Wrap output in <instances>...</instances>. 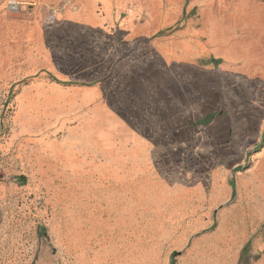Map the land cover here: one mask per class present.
Returning <instances> with one entry per match:
<instances>
[{"label":"rangeland","instance_id":"rangeland-1","mask_svg":"<svg viewBox=\"0 0 264 264\" xmlns=\"http://www.w3.org/2000/svg\"><path fill=\"white\" fill-rule=\"evenodd\" d=\"M71 1L0 0V264H164L127 239L160 226L162 201L123 199L136 165L214 219L237 204L239 264H264V0H138L160 26L133 44L59 26ZM170 237L166 264L213 263Z\"/></svg>","mask_w":264,"mask_h":264},{"label":"crops","instance_id":"crops-1","mask_svg":"<svg viewBox=\"0 0 264 264\" xmlns=\"http://www.w3.org/2000/svg\"><path fill=\"white\" fill-rule=\"evenodd\" d=\"M156 2L158 3V0ZM157 6L159 8V5ZM143 16L144 22L139 21ZM56 23L59 26H73L87 31H101L105 35H111L112 29L116 26L127 44L136 43L154 34L160 26L152 24L149 11L139 6L138 0H73L61 8ZM174 46L158 41L151 45V48L163 60L190 63L189 58L183 54L168 57L166 51L174 50ZM213 61L211 59L209 63L214 64ZM121 180L130 182L129 190L124 193L123 199L135 200L136 211L141 210L137 204L145 200V196L153 197L157 206H160L162 201L161 207L151 208L154 221L160 222V226L154 225L155 231L157 229L162 231L160 236L155 237L153 231L152 236L136 232L127 237L130 242L134 241L137 255L142 256L153 251L158 254L164 253V264L168 263L170 251L164 247L169 238L172 240L171 234H174L177 236L174 249L181 250V253H194L200 247L204 254L212 255L211 264H239L243 246L248 242V235L247 231L239 236L234 235L235 224L241 223L233 214L237 210V204L219 212V216L214 219L213 205L217 203L209 202V194L206 195L200 188L189 191L186 188L177 191L165 187L147 189L146 186L150 184L148 180L153 182L155 180L152 177L146 178L143 166L138 165ZM158 184L162 186L161 183ZM211 188L212 186L209 190ZM128 212V209H122V215H125L126 220ZM261 249L264 250V246Z\"/></svg>","mask_w":264,"mask_h":264},{"label":"bare ground","instance_id":"bare-ground-1","mask_svg":"<svg viewBox=\"0 0 264 264\" xmlns=\"http://www.w3.org/2000/svg\"><path fill=\"white\" fill-rule=\"evenodd\" d=\"M243 17L245 20H254L256 19V13L253 11H249L247 9H239V11L236 13L235 17ZM240 17V18H241Z\"/></svg>","mask_w":264,"mask_h":264},{"label":"trees","instance_id":"trees-1","mask_svg":"<svg viewBox=\"0 0 264 264\" xmlns=\"http://www.w3.org/2000/svg\"><path fill=\"white\" fill-rule=\"evenodd\" d=\"M217 61H215V64H216Z\"/></svg>","mask_w":264,"mask_h":264}]
</instances>
